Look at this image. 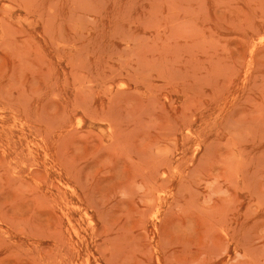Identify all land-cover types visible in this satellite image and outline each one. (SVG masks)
<instances>
[{"label":"rangeland","instance_id":"374dc122","mask_svg":"<svg viewBox=\"0 0 264 264\" xmlns=\"http://www.w3.org/2000/svg\"><path fill=\"white\" fill-rule=\"evenodd\" d=\"M0 264H264V0H0Z\"/></svg>","mask_w":264,"mask_h":264}]
</instances>
